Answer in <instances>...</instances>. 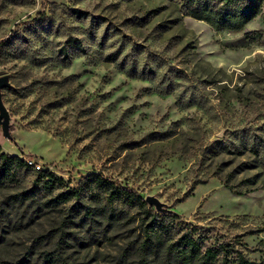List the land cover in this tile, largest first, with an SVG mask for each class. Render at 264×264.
I'll use <instances>...</instances> for the list:
<instances>
[{
	"label": "rangeland",
	"instance_id": "1",
	"mask_svg": "<svg viewBox=\"0 0 264 264\" xmlns=\"http://www.w3.org/2000/svg\"><path fill=\"white\" fill-rule=\"evenodd\" d=\"M180 1L0 0V42L15 34L0 52V76L11 84L2 90V101L12 129L10 140L0 130L2 152L34 160L63 180L52 193L33 188L29 171L0 184V261L62 264L61 256L65 264H174L156 239L140 250L150 219L138 207L112 209L86 191L76 203H48L92 173L142 198L156 196L176 214L172 233L191 231L203 248L231 244L237 250L241 241L249 248L264 242V232L248 234L264 229L259 163L248 151L202 156L215 140L245 143L249 134L240 140L232 132L264 123V41L244 39L245 32L262 28V19L216 33L178 14ZM51 3L97 18L94 35L106 30L105 49L88 37L84 22ZM36 18L65 21L88 55H75L68 65L53 59V39ZM120 44L140 62L147 51L158 54L161 64L184 70L187 79L174 80L173 91L162 95L155 79L127 77L103 60ZM31 56L43 61L34 64ZM180 93L191 98V106L177 103ZM229 173L234 188L258 189L242 196L230 192L222 185ZM247 257L264 264V250Z\"/></svg>",
	"mask_w": 264,
	"mask_h": 264
},
{
	"label": "trees",
	"instance_id": "2",
	"mask_svg": "<svg viewBox=\"0 0 264 264\" xmlns=\"http://www.w3.org/2000/svg\"><path fill=\"white\" fill-rule=\"evenodd\" d=\"M20 4H25L26 0H15ZM264 0H181V8L178 14L182 16H190L198 21L207 23L216 33L222 32H236L243 30L251 21L257 17L262 19V28L252 30L244 33V39L249 44L264 41ZM50 7L60 9L63 12H70L72 16L81 22L85 23L86 34L91 38L99 49H105L106 37L105 31L102 34L95 36L94 30L99 26L97 18L88 14V12L78 8H67L65 5L51 3ZM45 8V4L42 6ZM38 14L37 17H40ZM39 19V18H38ZM43 20H36L38 25L44 27V34L52 37L50 45L53 46L52 58L56 59L62 65H68L75 55L87 56L89 49L84 44L83 40L68 32V27L65 21L58 20L56 23L49 21L46 23ZM15 34L11 33L6 39L0 42L1 48L9 46L13 43ZM94 39V40H93ZM15 43V42H14ZM123 44L117 48L108 51L103 60L107 63L114 64L118 71L133 79H152L156 80L160 94L166 95L173 91L174 80L183 81L187 79L184 70L175 68L170 65H165L160 61V56L150 51L146 52L144 61L140 62L135 58V54L131 52H123ZM30 61L34 64L42 62L36 56H31ZM154 63V67L151 66ZM164 68H162V66ZM158 69H163L157 74ZM177 85V83H176ZM177 103L185 107L192 105L191 98H185L182 93L178 94ZM12 129H10L11 131ZM232 135H237L240 140H243V134H249L247 141L240 144H223L218 140L213 141L202 152L203 157L212 156L219 157L224 152L233 154H242L248 151L259 163L264 171V123L256 127H245L232 132ZM153 137L156 140L163 139V136L155 134ZM22 171H29L32 174L33 188H40L43 191L52 193L55 188H61L63 180L58 178L53 172L40 168L36 169L35 165L26 163L23 158L12 156L2 152L0 145V184H4L10 179L11 175ZM231 174H226L225 179L222 180V185L230 192L242 196L258 189L253 188H234L229 185L228 179ZM250 183L252 180H247ZM208 179L200 180L194 184L195 186L205 184ZM194 186V187H195ZM194 187L191 189L193 191ZM83 191L91 199L105 200V205L110 206L112 209L117 205L126 207H138L149 217L150 221L145 229V241L142 243L140 250H145L146 247L156 239L165 245V253L172 260L174 264H262L254 259L247 257L248 253H257L264 250V242L259 243L254 248H249L242 241L240 246L242 249L234 250L231 244H220L217 247L203 248L201 242L197 237L192 236L191 231L185 232L182 235H174L172 228L169 225L176 217L173 212L157 215L146 209V203L137 192L129 190L126 187L114 182L111 179L102 177L100 174L92 173L81 178L79 185L76 188L68 190H59L54 194L48 203L58 206L74 201L76 203ZM190 196L187 193L185 197ZM264 232V229L252 230L248 234H257ZM236 254L235 256H230ZM62 264L64 260L59 256ZM0 264H23L20 262H4Z\"/></svg>",
	"mask_w": 264,
	"mask_h": 264
},
{
	"label": "water",
	"instance_id": "3",
	"mask_svg": "<svg viewBox=\"0 0 264 264\" xmlns=\"http://www.w3.org/2000/svg\"><path fill=\"white\" fill-rule=\"evenodd\" d=\"M10 87H11V84L9 82L8 76L6 75L0 76V130H1L2 136L8 140L12 139V136L10 133L11 117L2 101V90L6 88H10ZM143 200L146 203V205L152 208L156 213H159V214H165L168 212L175 213L170 208L169 205H167L164 202H161L154 195H148L145 198H143Z\"/></svg>",
	"mask_w": 264,
	"mask_h": 264
},
{
	"label": "built area",
	"instance_id": "4",
	"mask_svg": "<svg viewBox=\"0 0 264 264\" xmlns=\"http://www.w3.org/2000/svg\"><path fill=\"white\" fill-rule=\"evenodd\" d=\"M26 163H28V164H31V165H35V167H36V169H40V168H42L40 165H38L34 160L33 161H31V160H25V159H23Z\"/></svg>",
	"mask_w": 264,
	"mask_h": 264
}]
</instances>
